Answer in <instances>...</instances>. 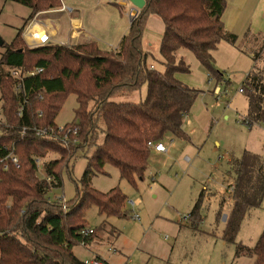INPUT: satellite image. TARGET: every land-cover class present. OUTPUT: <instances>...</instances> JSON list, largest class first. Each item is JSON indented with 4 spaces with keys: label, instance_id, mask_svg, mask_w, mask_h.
I'll return each mask as SVG.
<instances>
[{
    "label": "trees",
    "instance_id": "trees-1",
    "mask_svg": "<svg viewBox=\"0 0 264 264\" xmlns=\"http://www.w3.org/2000/svg\"><path fill=\"white\" fill-rule=\"evenodd\" d=\"M3 1L24 5L32 12L17 37L4 44L0 57V109L4 119L0 122V264H85L75 256L74 249L79 244L91 246L105 230L104 223L99 231L84 236L86 211L94 205L104 216L120 217L125 214L128 199L120 189L98 192L91 184L93 177L104 174V167L112 165L120 170L122 179L134 185L149 168V143L163 144L167 135L177 140L187 138L185 117L201 92L178 77L190 74L179 57L181 50L192 52L214 74L213 54L221 41L252 58V70L242 83L248 103L243 122L250 129L264 124V34L248 32L239 39L230 33L222 21L226 0H144L146 5L131 22L129 33L115 51L109 52L94 42L28 46L23 34L29 22L38 12L60 8V0ZM150 16L164 24L160 55L165 71L161 73L148 64L149 55L142 46ZM40 68L42 73L23 81L10 75V70L26 73ZM144 85L148 91L144 102H112L116 96L140 91ZM71 95L76 96L75 120L66 128L77 124L81 132L79 142L74 143L72 137L66 147L56 119ZM42 128L54 129V137H37L35 129ZM100 134L103 141L98 143ZM91 146L95 150L76 182L74 199L49 200L48 193L62 187V173L69 169V161ZM50 154L59 158L43 162V170L52 178L47 182L39 176L36 161ZM10 155L18 158L19 168ZM231 164L236 180L223 240L235 246L236 259L254 257L255 264H264V230L253 249L236 240L243 220L264 201V161L258 154L245 152ZM203 200L202 193L188 216V224L195 231L202 221Z\"/></svg>",
    "mask_w": 264,
    "mask_h": 264
},
{
    "label": "rangeland",
    "instance_id": "rangeland-1",
    "mask_svg": "<svg viewBox=\"0 0 264 264\" xmlns=\"http://www.w3.org/2000/svg\"><path fill=\"white\" fill-rule=\"evenodd\" d=\"M110 2V6H102L98 12L110 11L112 21L115 17L116 25L123 22L126 27L130 10L120 0ZM30 11L24 5L0 0V38L4 44L9 45L17 37ZM113 29L112 23L108 32L97 37L98 46L105 52L115 49L118 37ZM144 31L142 46L149 55L148 64L164 72L158 43L165 31L163 21L150 16ZM3 53L0 47V57ZM179 57L188 65L190 74H178V77L201 92L185 122L187 138L177 140L167 135L163 140L167 152L162 155L151 150L149 168L142 179H135L134 185L122 179L120 170L112 165L104 167V174L93 177L91 184L98 192L120 189L128 199L125 214L120 217L104 216L94 205L86 211L87 228L99 231L105 223V230L91 249L76 246L74 254L82 262L93 261L98 256L104 264H255L254 257L236 259L235 246L226 245L223 240L224 218L232 212L231 188L236 180L231 161L245 152L258 154L264 161V124L250 129L243 122L248 103L242 83L252 70L253 60L224 41L213 54L217 74L209 72L192 52L181 50ZM147 95L144 85L140 91L116 96L112 102L139 104ZM76 104V96L71 95L56 123L72 124ZM99 138L101 143L103 134ZM94 150L95 146H91L76 153L69 161V169L62 173V187L52 189L49 200L74 199L76 182L82 178ZM58 158L59 155L50 154L41 161V166ZM201 192L205 196L200 209L202 221L195 231L188 224V216ZM137 199L141 204L134 207L132 203ZM241 225L236 240L253 249L264 230V201Z\"/></svg>",
    "mask_w": 264,
    "mask_h": 264
},
{
    "label": "crops",
    "instance_id": "crops-1",
    "mask_svg": "<svg viewBox=\"0 0 264 264\" xmlns=\"http://www.w3.org/2000/svg\"><path fill=\"white\" fill-rule=\"evenodd\" d=\"M110 1L111 0H60L62 4L60 8L38 12V14L32 18L25 28L23 38L25 33L29 31L30 35H35L37 37L41 36V39L48 36L49 39L47 43L52 44L55 43L64 46L82 45L91 42L97 44V40L99 41L97 38L99 33L108 32L113 23V31L117 33L116 37H118L115 49L112 50L115 51L123 37L129 33V27L134 17L132 16L133 7L129 3L127 7L130 10V20L126 24V27L123 22L116 25V19L114 17V22L112 21V14L110 11H105L103 13L98 12L102 6H110ZM120 1H122L121 5L125 6V1ZM222 21L224 27L230 33L236 34L239 39H242L248 32L256 35L264 34V0H226ZM24 39H26V37ZM158 43L160 46L159 41ZM98 48L101 47L98 46ZM188 118L189 115L185 117V120H188ZM185 128L186 126L184 125L183 129ZM171 138L173 137L171 136ZM232 188L234 190V186H232ZM232 188L231 193L233 192ZM202 193L204 196V192H201V194ZM137 202L139 205L141 204L140 199H137ZM93 246L92 243L91 246L85 248L89 250V248L91 249ZM94 260H98L104 264L98 256H95ZM86 262L91 261L87 260Z\"/></svg>",
    "mask_w": 264,
    "mask_h": 264
},
{
    "label": "built area",
    "instance_id": "built-area-1",
    "mask_svg": "<svg viewBox=\"0 0 264 264\" xmlns=\"http://www.w3.org/2000/svg\"><path fill=\"white\" fill-rule=\"evenodd\" d=\"M30 36V38H29ZM26 37V42L28 44V46H31V47H37L39 45H43V44H47L48 42V36L44 37V38H40L41 36L37 37L35 35H30L29 31H27L25 33V36L24 38ZM154 68V66H152V69ZM43 70L42 68L40 69H36L35 71H29V72H26V73H22L21 71L19 70H10V75L12 78L16 79V80H19V81H23V78L25 77H34L35 75H38L40 73H42ZM242 92H243V89H242ZM187 117V116H186ZM4 119H3V114H2V111L0 109V122H3ZM27 130L24 131L23 135H25V132ZM35 132H36V136L39 137V138H42V137H54L55 135V130L52 129V128H48V129H45V128H42V129H35ZM59 132L62 133V138L63 139V143L65 144L66 147H68L69 143L72 141V137H73V142L74 143H78L79 142V139H78V136L81 132V128L79 125L77 124H74L72 127L70 128H66V126H59ZM149 148L151 150H154L155 152L157 153H161V154H164L165 152H167V149L165 147L164 144L162 143H157V144H153V143H149L148 144ZM12 159V163L17 167L19 168V160L17 157L15 156H11L10 157ZM37 163V166H38V170H39V176L46 179L47 182H51L52 181V178H49L46 173H45V170H43L42 166H41V160H37L36 161ZM233 190V188H232ZM133 206H139V203L137 202V200H135L133 203ZM224 220L226 221V217L224 218ZM94 233V229H89L87 228L84 232H82V234L84 236H90ZM85 264H102L100 261L98 260H93L91 262H86Z\"/></svg>",
    "mask_w": 264,
    "mask_h": 264
},
{
    "label": "water",
    "instance_id": "water-1",
    "mask_svg": "<svg viewBox=\"0 0 264 264\" xmlns=\"http://www.w3.org/2000/svg\"><path fill=\"white\" fill-rule=\"evenodd\" d=\"M125 3L124 5L127 6L129 3L132 5L133 7V12H132V16L135 18L137 17L138 13L144 9L145 5H146V1L144 0H124ZM4 46V41L0 38V47Z\"/></svg>",
    "mask_w": 264,
    "mask_h": 264
}]
</instances>
